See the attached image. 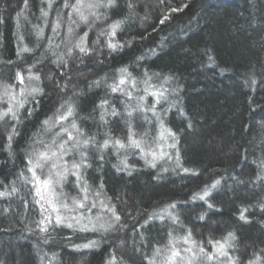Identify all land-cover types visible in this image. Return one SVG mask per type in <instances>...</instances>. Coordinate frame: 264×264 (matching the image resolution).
<instances>
[{"label": "trees", "instance_id": "16d2710c", "mask_svg": "<svg viewBox=\"0 0 264 264\" xmlns=\"http://www.w3.org/2000/svg\"><path fill=\"white\" fill-rule=\"evenodd\" d=\"M62 2L56 0L49 18H55V8ZM133 3L136 15L116 36V40L130 41V45L116 52L100 48L83 62L69 59L68 67L58 68L52 63L55 57L45 50V40L34 54L25 53L23 60L17 59L18 44H13L12 35L24 0H0V61H15L13 65L0 63V70H23L34 57L45 61L35 69H42L45 95L38 107L32 105L37 110L31 119L19 127L11 155L5 147L7 136L0 129V191L6 185L11 186L12 181L19 188L10 199L0 198V264H40L41 255L53 253L56 255L50 264H101L109 252L128 259L134 252L131 235L143 233L150 243L155 242V221H149L145 227L141 225L150 214L173 203L177 205L173 211L184 225L181 228L178 223V232L191 229L196 240L207 244L209 239L219 240L234 231L238 248L233 255L241 258V264L254 259V254L264 257L261 252L264 211L255 206L264 202V180L256 179L260 171L257 163L264 160V0H133ZM28 5L26 13L39 14L41 0H28ZM127 14L126 0H116V7L109 11V20L88 31V45L92 46L100 27ZM164 15L169 19L161 24ZM100 42L104 43V37ZM34 43L25 39L29 47ZM125 66L138 77L145 70L149 75L159 74L152 80L157 87L165 77L171 78L164 87L177 89L178 95L170 97L177 104L164 114V121L178 135L182 167L197 175L186 174L180 168L173 170L169 164L168 171H164L140 162L118 172L113 167L116 165L113 157L103 155L100 161L92 158V167L86 170L88 183L94 187L103 183L105 198H112L111 203L127 226L103 237L98 249L76 251L73 245L81 244L86 235L72 234L65 228L50 230L46 236L37 231L30 186L21 182L20 173L25 174L27 147L41 122L69 97L77 104L79 116L86 118L80 121L85 131L101 127L104 132L110 129L114 137L126 138L128 129L123 120L111 117L109 125L101 126L99 112H93L108 91L105 84L112 83L117 70ZM50 73L53 80L46 79ZM57 80L67 83L65 91L56 87ZM96 80L102 82L101 86L90 88ZM162 107L167 105L157 106L158 110ZM179 109H183L184 115ZM132 123L137 133L148 130V139L155 136L153 123L147 124L136 114ZM216 180L220 185L208 197V202L214 205L212 209L203 201H192L194 193ZM242 208H249L245 212L248 223L238 218ZM201 214L205 215L203 221L198 219ZM166 228L164 225L158 229L160 238Z\"/></svg>", "mask_w": 264, "mask_h": 264}, {"label": "snow or ice", "instance_id": "6c2138e0", "mask_svg": "<svg viewBox=\"0 0 264 264\" xmlns=\"http://www.w3.org/2000/svg\"><path fill=\"white\" fill-rule=\"evenodd\" d=\"M55 4L56 0H41L37 20L43 23L32 24V34L36 38L32 47L23 43L22 36L19 37L16 50L18 60H23L25 53L34 54L45 39L48 41L46 52L50 51L51 55L55 57L52 63L56 64L58 68L68 67L69 59H79L83 62L85 57L98 52L100 48L106 47L111 52H116L123 50L126 44L130 45V41L121 43L116 40V36L119 31H123L128 20L136 15V5L133 0H126L128 14L124 18L113 20L106 27L99 28L91 47L87 42L88 31L94 30L98 23L104 24L109 20V11L116 7V0H63L62 5L55 8V18L49 20ZM28 8V0H24V8L17 13L18 28L21 26L19 17ZM65 9L68 10L66 13ZM171 11L178 10L172 9ZM24 19L28 20V17L24 16ZM168 19L169 16L164 15L159 22L163 24ZM81 25L88 28V31H85L83 35H79L77 32ZM49 27L52 35L46 37L45 29ZM62 29L66 30L64 36H61ZM56 37H61L66 48L65 52L55 51L60 48V44H53ZM101 37H104L103 44L100 42ZM138 59H143V57ZM212 59L210 56L209 60ZM43 62L39 57H34L33 62L28 64L25 69L15 71L12 83L0 81V129L7 136L5 147L9 150V155H11L14 138L19 136V127L26 120L31 119L37 110L32 105L35 104L38 107L40 98L45 95L42 69L35 70L37 65H41ZM0 63L13 65L15 61H0ZM158 75L156 73L149 75L145 70L141 76H134L125 66L117 70V75L112 77L111 84H105L110 94L124 97L120 100L123 111L118 110L106 95L95 105L93 112H99L101 126L109 125L111 117L123 120L128 129L124 139L114 137L111 130L108 129L104 132L103 141L98 142L95 135L88 134L83 128L80 121L86 118L79 116L78 106L71 97L64 100L51 116L41 122L39 131L33 135V151L27 160V172L31 175L27 176L21 172L19 179L25 186L31 185L29 194L33 197V203L40 207L41 219L36 222V225L42 235L46 236L50 230L56 228H67L71 229L73 234L95 233L104 236L126 228L127 225L123 222L116 205L111 203L112 198L101 199L103 183L101 182L94 189L86 179V170L92 167L90 160L93 152L101 153L99 159L103 160L102 153L109 148L113 149L119 159V164L113 165V167L118 172L127 171L132 167L128 163L127 154L122 158L119 156L121 151L128 153L129 150H132L133 154L138 152L145 164L152 168H156L157 163L165 158L168 161L174 159L175 168L182 169L186 174L197 175L195 171L182 167L177 148L178 135L167 127L160 114L163 112L166 115L168 111L176 107L177 101L170 97H176L178 91L164 87V84L170 81V77H165L163 83L157 87L152 83V80L153 76L158 77ZM46 79L53 80V74L50 73ZM101 83L100 80H96L89 87H100ZM252 83L255 84L256 81L253 80ZM56 87L63 92L68 85L67 83L61 84L57 80ZM149 96L153 97L150 104L147 102ZM165 104L166 108L162 107L158 110V105ZM179 111L181 115H184L183 109H179ZM148 113H151V118L147 115ZM134 114L147 124L155 122L158 125L159 131L151 137V143L148 139L150 136L148 130L143 133H137L134 130L132 123ZM188 126L191 127V123ZM167 149H175V155L173 156ZM257 167L260 169L256 176L257 181L264 180V160L259 161ZM163 170L168 171L167 168ZM128 174L130 175L131 171H128ZM69 176L75 177L74 187L78 189L76 196H69L63 191ZM16 185V181H12L11 186L6 185L4 190L0 191V198L10 199L15 196L19 192ZM219 185V180H216L211 186L206 185L201 192L193 194L192 201H203L209 209H212L214 205L208 202V197ZM26 205L27 201H25ZM255 206L264 211V202ZM98 207L99 211L93 213V210ZM176 207V203H173L160 213L150 214L141 227H145L152 220L164 222L167 219L172 225L179 223L183 228L184 225L180 223L178 214L172 211ZM249 208L241 209L239 220L245 223L249 222V218L245 215ZM198 219L203 221L205 215L201 214ZM173 231L174 229L169 230L167 243L163 246H156L151 257L143 256L147 264H241V258L233 255L238 248L236 243L238 238L234 231L227 232L219 240L209 239L207 244L204 241L196 240L191 229H186L185 234L181 236H174ZM44 242L47 243L46 238ZM207 245H211V251L207 250ZM99 247L100 240L97 239H88L86 243L73 245L76 251L98 249ZM137 251L140 250L137 249ZM261 252L264 253V249H261ZM55 255L53 253V258ZM254 255L255 258L247 260L246 264H261L264 257L260 254ZM106 264H124V260L123 257H117L115 252H111Z\"/></svg>", "mask_w": 264, "mask_h": 264}, {"label": "rangeland", "instance_id": "374dc122", "mask_svg": "<svg viewBox=\"0 0 264 264\" xmlns=\"http://www.w3.org/2000/svg\"><path fill=\"white\" fill-rule=\"evenodd\" d=\"M24 16L28 17V20L24 19ZM39 16V14H36L34 11L33 13L31 12H24V14L22 16L19 17V24L21 25L19 28L17 27V20L14 23L15 24V31H13V35H12V39H13V44H18L19 42V37H23V43L25 44V39H30L31 42H35L36 38L35 35L32 34V24H42L43 22L40 20H37V17ZM53 18H49V20H52ZM82 28V30L80 31L79 29ZM79 29H77V32L79 35H83L82 33L85 31H88V28L85 25H81ZM47 32V33H46ZM45 33L47 34L46 36H50L52 35L50 27L45 29ZM66 33L65 29H62L61 31V36H64ZM46 43H45V50L46 47L48 45V41L47 39H45ZM53 44H60V48L55 49V51L57 52H65L66 48L64 43L62 42L61 37H56L55 40L53 41ZM45 62V61H44ZM26 68V66H25ZM24 68V69H25ZM15 72L14 69L11 68H7L4 70H0V81H5L8 83H12L13 82V78H14ZM113 82V81H112ZM111 84V83H110ZM107 89V88H106ZM108 90V89H107ZM108 96V98L112 100V102H114V104L117 107H120L121 109H123V106L120 104V100L124 99V97L118 96V95H113L110 94L109 90L105 93V96ZM153 100V97L149 96L147 98V102L150 104ZM162 118L164 119V114L163 112L160 113ZM150 118H151V113L147 114ZM153 124L155 125V129L154 132L155 135L158 133L159 131V127L158 125L155 124V122H153ZM40 129V128H39ZM98 130V131H97ZM90 129V131H86L88 134H92L96 136V140L98 142H102L104 137V131L101 129ZM98 134H100V136H98ZM151 138L149 139V143H151ZM36 147H39V145H36ZM33 151V138L31 139L30 143L28 144L27 147V153H26V169H25V175L30 176L31 174L27 172V160L29 155H31ZM167 151L171 152L173 154V156L175 155L174 149H167ZM103 155H107V156H111L114 158V161L116 163V165L119 164V159L117 157V154L114 152L113 149L109 148L107 150H105L103 153ZM125 154H127L128 156V163L129 165H133L137 162H140L142 165L152 168L148 165L145 164V161L143 159L140 158L139 153L137 152L136 154L132 153V150H129L128 153H125L124 151H121L119 156L122 158ZM101 155V153H91L92 158H94L95 160H99V156ZM167 164H169V166H171L172 169L175 168V160L173 159L172 161H168L167 158H165V160L160 161L159 163H157V167H161V169L163 170L164 168H166ZM168 166V167H169ZM156 167V168H157ZM154 169V168H153ZM74 182H75V177L73 176H69L67 182L64 185L63 191L65 193H67L69 196H76L78 193V189L76 187H74ZM31 188V185H29ZM93 188L95 189V187L93 186ZM101 199H106L104 194L101 196ZM169 205L164 206L163 208H161L160 210L155 211V213H160L162 212L164 209H167ZM36 222L39 221L41 219V215H40V207L39 205H36ZM99 211V207L97 209L93 210V213ZM173 211V210H172ZM155 221V231L153 232V234L156 235L154 236V241L150 243L148 241L149 238H147L146 234H138V235H131V245H133L134 248V252L132 253V255H129L128 259H124V264H140V262L142 264H147V262L143 259V256H149L151 257L152 252L154 250V248L156 246H163L167 243L168 241V232L170 229H174L173 231V235L174 236H181L183 234H185L184 232H178L177 231V227L178 224L176 225H172L170 221H168L167 219L164 222H161L160 220H153ZM164 225L167 227L165 232H164V236L163 238H160V233L159 230L160 227H164ZM37 226V225H36ZM69 233H72L71 229H67L65 228ZM37 231L39 232V229L37 228ZM40 233V232H39ZM112 232L108 233L111 234ZM73 234V233H72ZM81 235L85 236V240L81 242V244L86 243L88 239H97L100 240V243L102 242L103 237H106V235L101 236L99 234H95V233H81ZM137 249H139L140 251L138 252ZM86 251H89L88 249H85ZM93 250V249H92ZM147 250V251H144ZM207 250L211 251V245H207ZM111 253V252H109ZM109 253L106 255V257L103 259L101 264H106V260L109 258ZM41 257H43V260H41ZM119 257V256H117ZM121 257V255H120ZM53 255H41L40 256V264H50L51 260H53Z\"/></svg>", "mask_w": 264, "mask_h": 264}]
</instances>
